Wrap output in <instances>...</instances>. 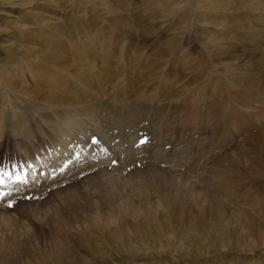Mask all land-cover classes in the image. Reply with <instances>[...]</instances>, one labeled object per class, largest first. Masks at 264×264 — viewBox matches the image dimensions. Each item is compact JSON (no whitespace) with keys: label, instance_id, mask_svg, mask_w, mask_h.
Instances as JSON below:
<instances>
[{"label":"bare ground","instance_id":"bare-ground-1","mask_svg":"<svg viewBox=\"0 0 264 264\" xmlns=\"http://www.w3.org/2000/svg\"><path fill=\"white\" fill-rule=\"evenodd\" d=\"M46 4L53 15L43 13ZM29 5V23L9 21L12 37L0 43V132L11 135L0 140V170L26 157L24 162L36 164L34 172L40 168L28 185L7 180L15 192L0 200L1 214L9 212L10 201L77 188L90 179L127 180L164 166L179 180L170 178L167 190L150 189L147 182L149 188L115 200L111 210L120 223L107 229L99 223L93 239L80 243L86 254L71 250L73 233L59 223L50 237L55 242L42 253L30 241L15 251L0 243V264H112L115 255L121 264H191L263 252L264 192L258 189L264 190V162L239 174L226 161L246 152L252 138L264 144V0H252L259 36H247L255 40L248 53L217 33L247 25L244 9L227 0ZM193 40L207 52L190 47ZM57 70L67 72L61 85ZM149 137L159 150L150 152ZM229 146L238 150L224 155ZM197 182L210 191L188 202L184 189ZM59 206L52 204L53 210Z\"/></svg>","mask_w":264,"mask_h":264},{"label":"rangeland","instance_id":"rangeland-1","mask_svg":"<svg viewBox=\"0 0 264 264\" xmlns=\"http://www.w3.org/2000/svg\"><path fill=\"white\" fill-rule=\"evenodd\" d=\"M31 1L33 0H0V43H2V41L6 37L7 38L12 37V35H9V33L12 31L13 27L11 26L8 28L9 21L12 24H14V26H18L23 22L29 23L27 19L31 14L30 5H29V2ZM227 1L234 2L237 4L238 7L244 9L242 16L247 21V25L244 26V28L238 32L228 29V30L218 31L217 33L222 37H224L230 44L237 47L238 49H241L247 53L251 52L249 49L253 48L255 45V40L253 38L259 36L256 35L253 29L258 26L260 15L256 14V12L253 13L250 11L252 8H254L252 6V0H242V1L227 0ZM42 7H43L42 8L43 13L46 12L45 15H49V14L53 15L51 6L46 4L45 6ZM5 15H7L8 19ZM237 20L238 19L234 21L237 22ZM261 24L262 26H264L263 22H261ZM175 26L176 25H174V27ZM248 26H253V27L250 29L248 28ZM6 27L8 28L7 32L5 31ZM167 34L168 33H166L165 35ZM249 34H252L253 36L252 39L247 38ZM189 43L190 42H188L187 44ZM189 46L192 48H196V52L202 55L207 52L205 49H203V47H201L200 44L196 42V40H193L189 44ZM262 46H264V42H262ZM180 50H184V49L180 48ZM51 69L54 70L55 68H51ZM66 75L67 72H62V71H59L57 74H54L57 84L61 85L60 78ZM232 103L236 106L234 99H232ZM249 111L251 115L255 113V110L253 109ZM250 129L256 130L250 127L248 128V131ZM255 133L256 132H254V134ZM254 134L251 133L253 137L257 135ZM8 136L11 135L9 133L0 132V140ZM239 140H240L239 144L238 145L235 144L238 147L243 142L241 141L242 137ZM153 143L154 141H152L149 148L151 153L159 150L157 147L152 146ZM249 145L254 150L249 146L246 152L239 151L237 152V154L231 155V159H229V161H226L230 172H232L231 169H233L234 173H236V171L239 170V174H245L246 172H249L250 169L253 168V166L260 165L261 164L260 162H264V144L254 142V139L252 138L249 141ZM170 147L171 145L166 146L167 149H169ZM229 147L230 148H228L227 150L226 149L223 150L225 152V153L222 152L224 153V155L228 152L233 153V151L235 152L236 150H238V147L237 148L233 147L232 149L231 146ZM218 153L220 154L221 151H219ZM218 153L216 154V156L217 155L219 156ZM210 159L211 158H209V160ZM171 170L172 169L162 166L161 172H157L154 169H152V171L142 172L140 175L131 177L127 180L120 178H110V177L97 178L95 180L90 179L84 181L83 182L84 184L81 183L83 185L78 186L77 188L71 186H70L71 189L66 188L69 189L66 191L67 194L64 193L66 189H63L62 187L61 192L58 193H55L48 189L47 194H45L40 198L39 196H36L35 198L32 199L31 197H27L26 198L27 203L25 200L18 202L13 200L11 206L8 207L10 209L9 212L5 214H1L3 212H0V218H1L0 243H3L6 246L7 250L10 249L15 251L17 248L15 246H20L26 243L27 241H30L32 247L38 248L39 250L38 249L37 250L42 253L44 252V250H46V248H48V243L52 244V242L53 243L55 242V240L53 241V239L50 237H52L53 234L55 235L58 234L56 227L57 224L61 223L66 228H69V230L72 231L73 233V235L71 234L70 237L68 238V240H70V244L68 245H71V250L73 246L74 248L76 247L75 248L76 250L78 249L79 251L86 254L85 251L79 249L80 247H83L82 245H80V243L93 239V237L99 231V223H101L105 229L109 228L112 223H118V222L120 223L118 216L111 210L112 204L115 202V200H121V199L125 200V198L129 199L131 197H129L128 195H132L134 194V192H137L142 188H149V186L150 189L156 186H162L165 190H167L168 189L167 183L170 180V178L177 179L176 177H172V175L169 174ZM183 181L187 182L188 180L186 177H184L182 179V182ZM147 182H149L148 184L149 186H147ZM195 184H196L195 186H190L187 189H184V192L187 193L185 199L188 202L190 201L191 197L202 198V195L207 194L210 191V189L207 190L208 188L201 189L202 183L200 182H197ZM263 185H264V179H263ZM105 187L110 188L108 194L101 193L100 195H92L93 191H100ZM263 192H264L263 188L258 189L259 194ZM174 195L175 192H172V196ZM57 200L60 202V206L57 209L53 210L52 204L53 207L54 204L57 205V203H59L57 202ZM190 209L191 211L197 213V208L192 207ZM49 212H51L52 214L54 212V214L50 215ZM64 212H67L69 216H64ZM133 220H134L133 217L127 219L129 223H131ZM82 234L85 236H81ZM60 239L62 238L60 237ZM40 247L42 250L40 249ZM262 250L263 252L261 250L255 251V253H257L256 254L257 256L255 258L254 256L252 258L251 256H244L243 258L237 256L238 259L234 257L233 259L231 258L232 260H230V262H226L225 261L226 257L219 254L220 256L214 255L216 257L211 256L207 260L200 262L199 261L195 262L194 260V262H192L191 264H250L251 262H253V264H263L264 248ZM182 255L184 256V254H181L179 259L183 257ZM117 256L118 255H115L116 258L113 260L112 264L118 263L119 258ZM176 257H178V254ZM108 260L109 259L105 258V261ZM173 260L177 261L178 259H173ZM94 262H96L97 264L98 263L101 264L102 261L94 260ZM178 263L183 264L182 262H175L174 264H178ZM102 264H108V262H104ZM118 264H121V262H119ZM184 264H188V263H184Z\"/></svg>","mask_w":264,"mask_h":264},{"label":"snow or ice","instance_id":"snow-or-ice-1","mask_svg":"<svg viewBox=\"0 0 264 264\" xmlns=\"http://www.w3.org/2000/svg\"><path fill=\"white\" fill-rule=\"evenodd\" d=\"M145 140H146V138H145ZM145 140H141L140 143L141 144L145 143ZM96 142L97 141H94V143H96ZM0 183H3L2 179H0ZM10 195H11V193H8V192H5L3 190H0V200L4 199L5 197L10 196ZM11 203L12 202L10 201V206H11Z\"/></svg>","mask_w":264,"mask_h":264}]
</instances>
